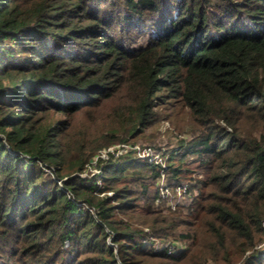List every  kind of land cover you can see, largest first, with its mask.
Returning <instances> with one entry per match:
<instances>
[{"label": "trees", "instance_id": "16d2710c", "mask_svg": "<svg viewBox=\"0 0 264 264\" xmlns=\"http://www.w3.org/2000/svg\"><path fill=\"white\" fill-rule=\"evenodd\" d=\"M263 240L264 0H0V264H264Z\"/></svg>", "mask_w": 264, "mask_h": 264}, {"label": "rangeland", "instance_id": "374dc122", "mask_svg": "<svg viewBox=\"0 0 264 264\" xmlns=\"http://www.w3.org/2000/svg\"><path fill=\"white\" fill-rule=\"evenodd\" d=\"M144 40L143 38H140L138 44H141L143 43ZM110 105L109 104H106L104 107H103V111L107 112L108 111V107ZM161 114L163 115L162 116V122L157 126V130L161 133L164 134V140L163 143L167 145V147H171L172 145L174 146V144L176 143V139H180V140H186L189 138V135H191V127H192V124H191V121L190 119L188 118L187 114L177 108L175 105H171V107H169L167 110H164L162 109L161 110ZM95 126V125H94ZM94 126H93V130H94ZM150 135H153V132H150ZM178 140V141H180ZM177 141V142H178ZM126 148V146H124ZM138 149L136 151L133 150H130V148H123L122 149H119L118 152H117V155L119 154H123L124 152L126 151H131L133 152L134 151V155L139 159V160H143V159H148L149 156H153L155 155V157L157 158V156L159 157L158 160H161V155L158 154V152L156 151H151L149 150L146 146H143V147H139L137 146ZM108 150L105 151V153H107ZM105 153L103 155H105ZM143 157V158H142ZM191 161H194V159H191ZM189 171H193L192 174H186L187 176H185V179L186 178H189L192 176H195L197 175V173L200 171L199 168H197V165L196 164H191L188 166L187 168ZM97 171L94 170L92 172V174L90 175H93L94 173H96ZM184 186L187 187H177V186H172L171 187V190L169 191L170 193L166 196V197H177V198H180V197H185L188 195V184H183ZM185 189V191L183 192V190ZM172 205V203H171ZM150 212V211H148ZM146 212L145 210H138V213L140 214H143L144 216H150L149 214L151 213H148ZM255 250L256 252L259 254V256L261 257H264V240L261 242V244L257 245L255 247ZM244 255V256H243ZM239 257L238 259V262L236 260V263L235 264H241L244 262V258L246 255H253L252 254V251H248V252H245V254H243ZM186 264H190L189 262L186 263Z\"/></svg>", "mask_w": 264, "mask_h": 264}, {"label": "built area", "instance_id": "2783aa9c", "mask_svg": "<svg viewBox=\"0 0 264 264\" xmlns=\"http://www.w3.org/2000/svg\"><path fill=\"white\" fill-rule=\"evenodd\" d=\"M117 154V153H116ZM143 158V157H142ZM185 191V189L183 190V192Z\"/></svg>", "mask_w": 264, "mask_h": 264}]
</instances>
